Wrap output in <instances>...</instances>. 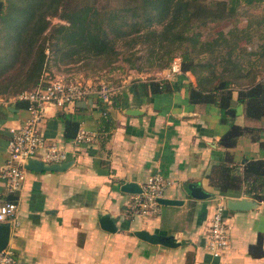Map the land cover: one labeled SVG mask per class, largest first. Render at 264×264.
Returning <instances> with one entry per match:
<instances>
[{
  "label": "crops",
  "instance_id": "0c3cea01",
  "mask_svg": "<svg viewBox=\"0 0 264 264\" xmlns=\"http://www.w3.org/2000/svg\"><path fill=\"white\" fill-rule=\"evenodd\" d=\"M48 74L45 70L42 79L48 80ZM6 80L0 74V169L7 157L9 127L24 123L28 115L26 101L14 98L20 92L14 81ZM149 80L132 72L110 86L109 101L91 93L46 107L39 131L46 142L64 147L73 162L64 170H26L16 195L0 176V202L11 196L18 201L19 224L10 228L8 242L18 264H264V253L249 252L250 245L256 253L264 252V199L245 194L244 184L222 192L208 177L225 154L218 139L229 123L221 120V109L213 102L189 100V85L196 84L190 71L169 79L177 87L168 92H151ZM234 104L233 121L258 128L257 138L243 135L231 149L242 172L247 159L264 158V116L248 119L242 105ZM104 111L114 122L110 130L101 122ZM67 119L95 131L97 140L76 144L73 137H65ZM35 157L42 160V152ZM154 171L174 182L165 196L183 202L161 204L156 216L131 218L126 205L130 193L121 191L120 184L143 182ZM189 182L199 183L210 196H189ZM219 197L226 204L229 246L214 257L202 241ZM243 197L251 201L248 208L227 206L228 199ZM105 211L114 217L116 231L100 227ZM141 228L172 233L180 243L169 247L142 240L134 234Z\"/></svg>",
  "mask_w": 264,
  "mask_h": 264
},
{
  "label": "trees",
  "instance_id": "16d2710c",
  "mask_svg": "<svg viewBox=\"0 0 264 264\" xmlns=\"http://www.w3.org/2000/svg\"><path fill=\"white\" fill-rule=\"evenodd\" d=\"M261 2L0 0V37L3 31L10 33L0 40V74L4 80L14 81L19 91L33 87L42 79L49 45L60 61L85 59L90 64L88 61L94 59L101 64L91 65L99 68L112 64L122 54L130 68L142 69L135 62L141 55L132 49L140 44L147 51L146 63L162 69L171 61L173 51L178 50L181 71L192 72L196 79V84L189 85V100L216 103L222 111L221 120L229 123L218 139L225 151L224 158L212 166L208 174L210 183L222 192L240 189L244 184L245 194L264 199V158L247 159L240 172L231 150L243 135L257 138L258 130L233 121L234 102L242 105L248 119L264 116V42L252 51L245 47L257 27L264 25V14L253 30L247 23L242 28L234 26L203 40L196 29L207 22L232 17L241 5ZM51 17L65 22L51 23ZM259 36L263 38L264 33ZM207 53L209 57L203 59ZM90 73L86 71L83 77H89ZM149 87L151 92H168L177 86L169 79L153 77ZM233 91H236L235 99ZM101 122L107 130L114 126L106 111ZM65 126V137H73L78 122L67 119ZM257 242L261 244L260 239ZM253 248L250 245L249 252L254 255L264 253L262 249L256 253Z\"/></svg>",
  "mask_w": 264,
  "mask_h": 264
},
{
  "label": "built area",
  "instance_id": "2783aa9c",
  "mask_svg": "<svg viewBox=\"0 0 264 264\" xmlns=\"http://www.w3.org/2000/svg\"><path fill=\"white\" fill-rule=\"evenodd\" d=\"M177 57V56H176ZM161 76L156 78L172 79L181 72L180 58H173L162 70ZM95 93L102 100L109 101L112 88L103 82L94 83L85 79L52 78L40 79L31 88L20 91L15 99L25 100L28 115L24 123L9 127L7 157L0 169V176L4 179L12 195H16L21 188L26 168L24 162L29 157H35L42 152V160L47 163L61 162L68 158V151L56 142H46L39 131V124L45 116L49 104L63 106L67 103L84 99ZM97 140V133L78 124L73 142L89 144ZM173 180L159 171L150 173L140 182L141 191L130 193L127 201V212L131 218L150 217L160 213L161 204L158 197H164L173 185ZM226 204L219 197L215 201L214 209L208 221L207 232L202 241L204 250L212 256L221 255L229 246L228 227L224 219ZM18 201L16 198L0 202V222H9L10 228L19 224ZM0 264H18V259L9 245L0 250Z\"/></svg>",
  "mask_w": 264,
  "mask_h": 264
},
{
  "label": "rangeland",
  "instance_id": "374dc122",
  "mask_svg": "<svg viewBox=\"0 0 264 264\" xmlns=\"http://www.w3.org/2000/svg\"><path fill=\"white\" fill-rule=\"evenodd\" d=\"M100 3H105L108 0H97ZM111 2H115V0H110ZM264 14V2L260 4H251V5H241L238 8V11L235 15L232 17H229L228 19H225L223 21H215V22H207L202 27L196 28L200 31L201 39H208L213 35H216V33L219 32H226L231 27L236 26L237 28H242L246 26L247 23L251 24V29H256L255 23H257V20L259 17ZM13 15V14H11ZM18 20H19V16ZM57 22H65V20L60 19L58 17H51V23H57ZM264 25L258 26L257 30H255L254 37H252L251 42L245 44V47L247 49H250L251 51L254 49H257V45L260 42H264V37H260L259 33L260 30H264ZM10 33H6V31L2 32L0 40L2 36H6ZM48 41V40H46ZM243 43V41H241ZM243 44H240V46ZM136 50V54L141 55L140 58H137L135 60L136 64H141L142 69H136V68H130L129 64L122 59V54L119 55V58L115 60L112 64H108L104 67H95L94 63H97V65L101 64V61H96L94 59L88 61L90 64H87L85 59L82 60H76V61H70L68 62V59H65L64 61H60L57 59V56L51 49V46H47L46 48V64H45V70L49 72L46 77H49V79L52 78H60V79H85V80H91L94 83H106L109 86H115L117 83H120L124 78H126L129 74L134 72V74L141 73L143 76H145L147 79H151L153 77H157L158 75L161 76L163 73L162 70L164 68H158L157 65H148L146 63V56L147 51L144 46L137 44L134 48ZM247 51V50H246ZM172 59L173 58H179L180 53L178 50L173 51L172 53ZM177 56V57H176ZM179 56V57H178ZM209 57V53H207L203 59H207ZM171 59V60H172ZM112 66L114 68H112ZM86 71L92 72L90 73V79L86 78V76L83 77V74L86 73ZM174 78V77H173ZM172 78V79H173ZM29 88V87H28Z\"/></svg>",
  "mask_w": 264,
  "mask_h": 264
},
{
  "label": "water",
  "instance_id": "95a60500",
  "mask_svg": "<svg viewBox=\"0 0 264 264\" xmlns=\"http://www.w3.org/2000/svg\"><path fill=\"white\" fill-rule=\"evenodd\" d=\"M73 162V159H66L61 162H50L47 163L44 160L38 159L37 157H29L24 162V167L27 170H35V171H42V170H64L68 166H70ZM120 190L128 193H134L141 191L140 183L137 181L129 180L124 181L120 184ZM187 192L188 195L195 198H205L210 196V192L206 191L202 188L199 183L196 182H189L187 183ZM158 202L160 204L165 205H176L181 204L183 202L182 199L174 198V197H158ZM251 204V201L246 198H239V199H228L227 206L231 209H244L248 208ZM99 225L101 228L107 231H116V221L114 217L107 211L102 212L99 216ZM134 234L145 241L150 243H159L165 246L174 247L179 245L180 241L176 240L174 234H164L156 231H149L145 228L135 229ZM10 237V223L0 222V250L8 245Z\"/></svg>",
  "mask_w": 264,
  "mask_h": 264
}]
</instances>
